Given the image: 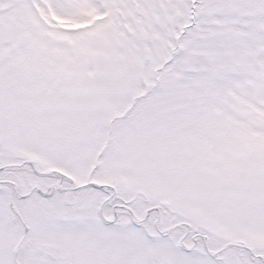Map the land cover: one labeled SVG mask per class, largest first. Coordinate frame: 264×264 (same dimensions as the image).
Returning <instances> with one entry per match:
<instances>
[{"label":"snow or ice","instance_id":"1","mask_svg":"<svg viewBox=\"0 0 264 264\" xmlns=\"http://www.w3.org/2000/svg\"><path fill=\"white\" fill-rule=\"evenodd\" d=\"M0 264H264V0H0Z\"/></svg>","mask_w":264,"mask_h":264}]
</instances>
